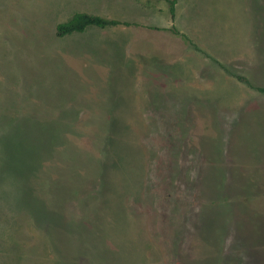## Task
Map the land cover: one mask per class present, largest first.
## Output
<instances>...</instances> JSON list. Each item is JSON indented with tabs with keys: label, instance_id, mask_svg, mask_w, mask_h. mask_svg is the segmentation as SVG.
<instances>
[{
	"label": "rangeland",
	"instance_id": "1",
	"mask_svg": "<svg viewBox=\"0 0 264 264\" xmlns=\"http://www.w3.org/2000/svg\"><path fill=\"white\" fill-rule=\"evenodd\" d=\"M149 1L0 0V264H264V0Z\"/></svg>",
	"mask_w": 264,
	"mask_h": 264
},
{
	"label": "crops",
	"instance_id": "2",
	"mask_svg": "<svg viewBox=\"0 0 264 264\" xmlns=\"http://www.w3.org/2000/svg\"><path fill=\"white\" fill-rule=\"evenodd\" d=\"M161 2L163 1H157V0H150L149 4L151 5V15L149 16V21L151 19V22L148 24L153 28H162L163 30H169L172 26L169 23V12H168V7L167 4L165 5V8L160 5L162 4ZM196 2V0H178L176 5H175V12H174V24H173V29L176 32L181 33L183 36L182 37H186L188 39H193L195 40L197 43H199L201 41V39L203 38V36L201 35L200 30L198 31L197 29V25L198 23H194L193 21H189L188 19V14H189V8ZM159 4V5H158ZM165 9V15L158 17V13H161L163 10ZM184 9V10H183ZM183 15V17H182ZM120 19H122V21H127L132 22L133 20L125 18V17H121ZM111 20H116V19H111ZM119 21V20H117ZM210 21V20H209ZM251 32V22L248 19V32H247V38L249 37L248 35ZM164 36L168 37V38H175V36H173L171 33L166 32L164 34ZM181 37V38H182ZM179 40V39H177ZM205 40V39H204ZM123 48L125 49V45L122 44ZM131 48V45H127V48ZM156 47V46H154ZM210 48L212 49V47L210 46ZM212 52L214 53L213 49ZM215 54V53H214ZM138 58H139V54H137ZM144 55V54H143ZM146 55H150L148 54V52H146ZM217 57V59L220 61V63H225L228 64L232 61L231 56L222 58L219 57L217 54H215ZM233 57H236L235 54H232ZM140 59V58H139ZM138 61V59H137ZM176 65L180 66V67H169L168 70L166 71H155V70H150L148 68H145V70L147 69V71L150 70V76H152V73H156L159 72L161 73V75L157 77L159 79H166V76H170L174 79L184 81V80H191L196 78L197 76L195 75V73H197L196 69L199 68L195 66L194 63H181L179 61L175 62ZM166 74V75H165ZM163 77V78H160ZM154 78V77H153ZM155 79H157L155 77ZM196 94H200L198 92H193Z\"/></svg>",
	"mask_w": 264,
	"mask_h": 264
},
{
	"label": "trees",
	"instance_id": "3",
	"mask_svg": "<svg viewBox=\"0 0 264 264\" xmlns=\"http://www.w3.org/2000/svg\"><path fill=\"white\" fill-rule=\"evenodd\" d=\"M163 1L167 4L168 12L171 21L174 20L175 5L178 0H157ZM116 26H131L129 23H122L117 20L105 19L97 15L87 13H75L68 21L55 26V36L63 38L72 34H80L88 28L105 29L108 27ZM171 31L175 33L172 28ZM240 83L248 85L251 89L256 90L258 93H264V88L254 87L242 76L233 75Z\"/></svg>",
	"mask_w": 264,
	"mask_h": 264
}]
</instances>
